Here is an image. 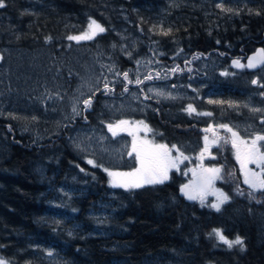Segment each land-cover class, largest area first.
Here are the masks:
<instances>
[{
	"label": "trees",
	"instance_id": "1",
	"mask_svg": "<svg viewBox=\"0 0 264 264\" xmlns=\"http://www.w3.org/2000/svg\"><path fill=\"white\" fill-rule=\"evenodd\" d=\"M186 1L194 5H185L182 0H5L7 6L0 8V52L7 47L27 51L45 48L64 58L71 47L68 37L81 33L91 18L106 29L94 42L113 47L111 63L114 72L120 73L109 84L111 93L105 95L101 84L90 108L84 111L82 102L79 115L47 136L36 138L20 129L14 120L0 115V257L5 261L10 264H264V244L257 236V224L262 216L255 218L244 210L249 197L236 194L237 186L242 187L238 182L233 184L234 202L243 216L218 214L179 197L180 181L173 173L162 185L131 191L113 189L99 166L88 164L86 156L69 146L72 129L101 125L109 119L104 108L106 100L121 98L132 91L142 92L141 89L157 81H190L198 76L196 68L200 61L214 58L218 70L220 55L245 59L263 48L264 1L250 0L253 3L247 6L245 0H238L239 4L235 5L238 10L228 14L220 27L218 18L214 24L211 16L202 12L200 2ZM237 11L239 14H235ZM257 12L260 14L256 15ZM161 27L171 29V34H158ZM116 31H127L135 38L131 58L119 50ZM150 38L158 43L156 52L151 53L155 66L150 73H160V80H145L137 85L133 61L145 51ZM231 46L243 47L245 51H227ZM197 54L200 58L193 59ZM177 65L180 70L171 72ZM124 72L133 81L128 84L127 92ZM139 78L144 80L142 76ZM211 87L218 94V80ZM170 108L168 111L164 106L152 104L150 110L137 116L158 141L175 139L169 129L177 125L184 130L180 108ZM170 117L180 122L173 125ZM156 122L160 124L158 132ZM199 127L200 124L191 122V139ZM212 153L218 161V150ZM62 186L72 195L59 192ZM254 197L263 198L257 192ZM214 228L221 229L228 239L240 236L245 250L241 251L239 246L229 249L209 238ZM46 252H51L52 258L48 259Z\"/></svg>",
	"mask_w": 264,
	"mask_h": 264
},
{
	"label": "rangeland",
	"instance_id": "2",
	"mask_svg": "<svg viewBox=\"0 0 264 264\" xmlns=\"http://www.w3.org/2000/svg\"><path fill=\"white\" fill-rule=\"evenodd\" d=\"M197 1L200 2L198 5L202 6V12L210 15V20L214 24H217L216 18H218V21L227 20L228 14L233 13L217 8L216 5L218 3H221L225 9L231 8L233 11L238 10L235 5L239 4L238 0ZM258 1L262 2L264 0ZM182 2L185 5H194V3L186 0H182ZM244 2L249 4V6L253 3L250 0H245ZM88 24L89 22L82 32L88 30ZM116 35L118 36L119 50L125 54L132 52L135 38L127 31H118ZM94 39L71 40L70 51L64 58L53 55L45 48L31 51L16 47L3 48L0 52V57H2L0 59V115L14 120L20 129L30 134L32 133L36 138L52 134L60 126L72 120L76 116L72 111L73 105L75 104L78 109L80 108L83 100L91 95L89 88H99L101 84H104L105 77L109 84L114 83L118 77L111 63L113 47L99 46L94 42ZM157 45L158 43L150 38L149 45L144 46L145 51L133 61L138 76L145 77L152 71L155 62L151 53L156 52ZM137 61L141 63L137 64ZM215 62L214 58L200 62L196 70L200 79L197 76L190 81L177 82V85L172 87L167 81L163 83L157 81L160 79L155 78L156 75L152 74L154 79L147 80V82L154 80L158 83L147 86L142 92L132 91L121 98L106 100L104 108L110 116L109 119L101 125L80 126L72 129L69 146L73 151L86 156L87 161L93 160L103 171L107 168L115 172H130L135 167H138L135 153L132 156L128 154L132 151L134 139L137 144L141 142L158 144L151 140L148 129L138 123L142 120L138 119L137 116L142 115L146 110H150L151 107V99H144L145 95L169 102H175L177 98H196L194 99V104L196 103L199 106L205 102L198 111L211 112L212 115L204 116V118L201 115H197L195 119L201 123L199 127V130L201 128V142L206 135L211 142L213 139L212 132H206L203 137L202 133H205L204 129L211 125L218 134V112H216L218 104L209 103L208 101H216L214 98H225L222 95L223 93L217 94L213 92L211 87V84L218 80V70L215 69ZM216 73L217 76L215 75ZM149 88L154 91L163 90L166 93H171L176 98L155 96L154 92H148ZM198 98H202L201 103L197 100ZM12 116L16 118L13 119ZM219 116L221 115L219 114ZM33 117L36 119L33 120ZM120 120L128 121V123L116 129L117 135L113 136L106 125L108 123L116 124ZM252 122L254 124L257 123L254 118ZM203 142L205 143V141ZM214 145L210 144L209 150L204 153L203 158H201V150L204 145H197L191 148L189 146L184 147L181 151L189 159L183 160L178 165V170L176 168L170 169L169 175L174 172L180 181L181 187L184 184L194 183L198 179V176L193 175V170L199 174L201 167L218 168L217 157L212 153L215 148ZM216 149L218 150V148ZM175 154L173 152V155ZM105 174L109 183L110 178L106 172ZM217 184L218 181L216 180V188L220 186ZM118 189L124 190L123 188ZM59 192L72 195L64 186L61 187ZM230 197V201L222 205L220 211L207 207L208 210H213L218 212V214H223L222 212H224L227 215L229 213L242 215L238 206L231 208V206L235 205L233 193ZM261 197H263L261 200L256 199V197L246 198L247 203L244 210L255 218L262 216L257 224V236L261 238V243L264 244V212L259 211L264 209V194ZM195 202L201 205L199 200H195ZM212 202H215V196L208 195L206 203ZM227 208L229 213L226 212ZM48 253H45L46 257L48 259L52 258V254L49 255Z\"/></svg>",
	"mask_w": 264,
	"mask_h": 264
},
{
	"label": "snow or ice",
	"instance_id": "3",
	"mask_svg": "<svg viewBox=\"0 0 264 264\" xmlns=\"http://www.w3.org/2000/svg\"><path fill=\"white\" fill-rule=\"evenodd\" d=\"M7 5L5 0H0V8H5ZM217 8H220L222 11L233 12V9L227 8L225 9L221 3L216 5ZM251 11V10H250ZM235 14H239L237 11ZM260 13L257 12L256 15ZM156 26H153L152 30H155ZM106 29L98 23L96 20H89L88 30L82 32L77 36H69V40H92L98 34L104 33ZM171 29L160 28L159 33L163 36H169L171 34ZM47 39H50L47 38ZM47 42V40H46ZM219 43V41H217ZM115 47V46H114ZM181 51H183L181 49ZM127 55L131 58L132 53L128 52ZM179 55V53H177ZM200 54L194 55L193 59H199ZM2 59V57H0ZM247 63H242L240 59H234L232 61V66L238 69H257L260 68L262 72H264V48L257 49L256 53L252 56H248ZM186 63H190V61H185ZM140 61H137V64H140ZM151 63V61H149ZM111 71V69H109ZM180 70L179 65L171 69V72L175 73ZM190 70V69H189ZM227 71L222 72L221 75H229ZM120 75V73H117ZM123 80L127 83L124 86V91H129L128 84L133 83L132 80L129 79V73L124 72L122 74ZM155 78H160V73H156ZM164 78H167L166 76ZM154 79L153 75L149 72L144 80H141L139 76H137L135 83L137 85L143 84L145 80ZM104 94L107 95L113 91L112 88L109 87V82L107 78H104ZM251 83L253 85H257L259 81L257 79H252ZM175 87V85H173ZM264 87V85H261ZM100 91L98 87L89 88V92L91 95L83 100L84 111L92 105V99L95 97L96 92ZM143 91V89H141ZM148 92H154L155 96L165 97L175 99L176 97L172 96L171 93H166L163 90H153L152 88L148 89ZM83 95V94H82ZM264 95V92L261 93ZM152 97L145 95L144 99H151ZM79 102V101H78ZM209 103H217L221 104L223 101H208ZM229 106H233L231 103ZM190 115L196 112V109L192 104H188L187 108L184 109ZM72 111L74 114L79 115L81 110L77 108L74 104ZM252 112H261L264 109L259 108H251ZM197 115L201 116H211V112H198ZM15 119V116H12ZM33 120L36 118L33 117ZM264 123V120L261 121ZM128 121L120 120L116 124L108 123L106 126L108 130L112 133L113 136L117 135L116 129L120 128L121 125L127 124ZM139 124H142L144 128L148 129V126L144 124L143 121H139ZM218 128L224 129L225 132L231 133V142L232 147L236 149V159L240 164V171L244 176V183L248 185L251 191L248 193L250 198H254L255 193L257 191L264 192V135H256L251 140L241 139L239 133L234 131L232 127L228 124H219ZM151 131V129H148ZM205 132H212L213 139L211 142L209 141V137H204V148L201 150V158H203L204 153L209 150L210 144H216L219 140L224 139L227 142V138L220 137L216 129L211 125L204 129ZM243 146V147H241ZM78 147V146H77ZM173 152L176 154L173 155ZM135 153V159L138 167H135L130 172H115L110 171L105 168L104 171L107 173L109 179V185L113 188H123L125 191H131L133 189H139L144 187L145 185H162L169 179V170L176 168L178 170V165L183 162V160L189 159V157L185 156L181 149L173 144L169 147L166 144H151L150 142H141L137 144L134 139L132 144V151L129 152V156H132ZM88 164L93 165V167H97L93 160H88ZM254 164L256 165V169L253 170L248 167V165ZM83 171V169H81ZM221 168H202L199 174L193 170V175L198 176V179L194 183L184 184L180 187V193L188 200H199L202 207H210L216 211L221 210V206L230 201L231 197L228 193L218 189L215 187V181L221 179ZM237 195H244V192L237 186L236 189ZM208 195L215 196V202L206 203V199ZM69 235H72V232H69ZM209 238H215L218 242L223 243L229 249H232L234 246H239L241 251L245 250L244 240L240 236H236L235 239H228L223 231L219 228H214L208 234ZM49 255L52 253L49 252ZM0 264H10V262L5 261L2 257H0Z\"/></svg>",
	"mask_w": 264,
	"mask_h": 264
},
{
	"label": "flooded vegetation",
	"instance_id": "4",
	"mask_svg": "<svg viewBox=\"0 0 264 264\" xmlns=\"http://www.w3.org/2000/svg\"><path fill=\"white\" fill-rule=\"evenodd\" d=\"M245 5L248 6V4ZM221 24H223V21H218L219 27ZM226 50L234 53H243L245 51V48L243 47L237 48L231 46ZM229 58H231V60ZM234 59H240V58L232 57L231 54H228L226 56L220 55L218 57V93L222 94V92L223 93L225 92V95L229 94L228 96H225V98H214L216 99V101H223V103L218 104L217 109L215 108L216 112H218V125L228 124L230 127L233 128L234 131H237L239 133L241 139L251 140L258 134L264 135V123L261 122L262 120H264V111L261 112L250 111L251 108L264 109V95H261V93L264 92V87H261V85H264V75H263L264 72H262L260 69L257 71H249L246 68L234 69L231 67V61ZM240 60L242 63H245L246 58ZM225 71H227L230 74L221 75V73ZM198 79H200V76H198ZM252 79H257L259 83L257 85H253L251 83ZM169 84H171L173 87V85L175 86L177 85V82H173ZM194 99L196 98H177L176 99L177 101L169 102V101L158 100V98H151L150 101L151 103L164 106L168 111L171 110L170 107L173 108L179 107L184 118L183 119L184 130L180 129L179 125H177L175 128L169 129V131L172 132V134L175 137V139H173L171 142L158 141L159 139L152 137L151 132L149 131V137L154 143L166 144L169 147L175 144L180 149H183L184 147L187 146L191 148L197 145H201V146L204 145L203 142L204 139L201 142V132H200L201 128L200 130L198 129L197 135L194 138L191 139L189 136L190 125L192 121L196 122V124L201 125L200 121L196 120L195 117L197 116L196 113L199 112L198 110L205 103L204 102L202 105H200L201 106L200 107L196 103L194 104ZM201 99L199 98L197 99L199 103L202 102ZM230 103L233 106L230 107L229 106ZM188 104H192L193 107L196 109V112L192 113L191 115L184 110L187 108ZM168 107L170 108V110L168 109ZM219 114L221 116H219ZM253 118L257 123L254 124L252 122ZM170 122L174 125L176 123H179L180 121L171 118ZM155 126H156L155 127L156 131L158 132L160 130V124L156 122ZM203 134L206 135V132L202 133V137ZM218 135L222 138L225 137L227 138V142H225L224 139H221L214 145L215 146L214 149L218 148V168H221V173H220L221 179L218 180V185H220L218 186V189L228 193L229 195H232L233 193V197H234L235 192L233 190V184H235V182H238L239 184H241L242 186L241 190L244 192V195H242L241 198H245L246 196L249 197L248 193L251 191V189H249V187L244 183V176L240 171V164L236 159V149L232 147L231 133L225 132L224 129L222 128H218ZM261 143L264 144V142ZM248 167L253 170H258L256 169V165L254 164H250L248 165ZM171 174L169 175V178ZM174 174L175 173L173 172V175ZM223 184H225V186H223ZM262 194H264V192L257 191L258 197L259 196L261 197ZM234 204L235 205L231 206V208L237 206L236 203ZM226 211L229 212L228 208Z\"/></svg>",
	"mask_w": 264,
	"mask_h": 264
},
{
	"label": "water",
	"instance_id": "5",
	"mask_svg": "<svg viewBox=\"0 0 264 264\" xmlns=\"http://www.w3.org/2000/svg\"><path fill=\"white\" fill-rule=\"evenodd\" d=\"M258 49H262V48H258ZM257 50V49H256ZM256 50L254 51V52H252V53H250L248 56H252V55H254L255 53H256ZM247 56V57H248ZM233 61V60H232ZM232 61H231V67L232 68H234V69H238V68H235V67H233L232 66ZM247 63V59L245 60V64ZM247 69V68H246ZM260 68H257V69H247V70H249V71H257V70H259ZM178 195L180 196V197H183L189 204H191V203H193L194 202V200H188V199H186L181 193H180V189H179V191H178Z\"/></svg>",
	"mask_w": 264,
	"mask_h": 264
}]
</instances>
